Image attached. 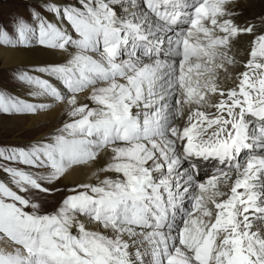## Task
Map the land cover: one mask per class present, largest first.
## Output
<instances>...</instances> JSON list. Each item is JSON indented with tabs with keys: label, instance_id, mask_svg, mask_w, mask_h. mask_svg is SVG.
<instances>
[{
	"label": "snow or ice",
	"instance_id": "1",
	"mask_svg": "<svg viewBox=\"0 0 264 264\" xmlns=\"http://www.w3.org/2000/svg\"><path fill=\"white\" fill-rule=\"evenodd\" d=\"M24 9L0 55L58 59L10 69L29 98L0 87V116L62 119L0 146V264H264V19L239 23L240 0Z\"/></svg>",
	"mask_w": 264,
	"mask_h": 264
},
{
	"label": "bare ground",
	"instance_id": "2",
	"mask_svg": "<svg viewBox=\"0 0 264 264\" xmlns=\"http://www.w3.org/2000/svg\"><path fill=\"white\" fill-rule=\"evenodd\" d=\"M240 3L244 6V13L239 17V23L245 24V23H251L255 24L258 28L261 27V19H264V0H240ZM248 37L241 36L238 38L235 42V48L239 52H243L245 47L247 46ZM58 59V57H52L41 53H33V54H27V55H13L11 53H5L4 55H0V60L2 62L3 66H21V65H33L43 62H48ZM20 96H24L25 98H29L26 95V88H22L21 92L18 93ZM62 119V115L60 111L54 110L50 112L47 115H40L39 117L33 116L28 118H24L22 120H25L26 128H24L23 133H32L34 130H41L46 128L45 124L47 125L46 130H43L46 132L49 127H51L54 124H57ZM6 121H0V126H4ZM12 123V122H11ZM8 124V123H7ZM20 126V123H19ZM7 131V129H6ZM42 132V133H44ZM205 168L204 171H207ZM90 173H77L72 176H69L67 180L62 181V184H72L73 182L77 180H86ZM60 199V198H59ZM47 203L53 207V205L59 201L57 200V195L55 197H49Z\"/></svg>",
	"mask_w": 264,
	"mask_h": 264
},
{
	"label": "rangeland",
	"instance_id": "3",
	"mask_svg": "<svg viewBox=\"0 0 264 264\" xmlns=\"http://www.w3.org/2000/svg\"><path fill=\"white\" fill-rule=\"evenodd\" d=\"M26 0H0V18L4 21L9 19L10 15H15L16 13H20L22 15L27 16V12L24 9V4ZM236 41V40H235ZM234 41V42H235ZM237 51V49H234ZM17 65L14 66H3L0 60V87H3L7 91L17 94L21 92L24 86L18 84L16 81L9 79L11 76L10 69L16 68ZM33 115H27L24 117H8V116H0V121H6L4 126H0V146L4 145H21L25 141L29 140L30 138L37 136L46 130L47 125L45 124L46 128L41 130H34L32 133H23L24 128H26L24 118L30 119ZM25 121V122H24ZM12 122V123H11ZM20 123V126H19ZM7 129V131H6ZM206 172H211V169H207ZM0 179H5L4 174L0 173ZM60 196L57 195V200H59ZM50 204V202H48ZM49 204H45V210H51L52 207Z\"/></svg>",
	"mask_w": 264,
	"mask_h": 264
}]
</instances>
